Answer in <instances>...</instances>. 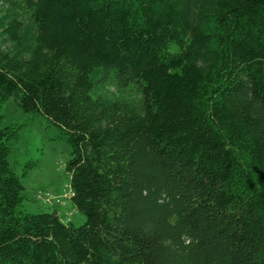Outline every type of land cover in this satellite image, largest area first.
Returning a JSON list of instances; mask_svg holds the SVG:
<instances>
[{
  "label": "trees",
  "instance_id": "1",
  "mask_svg": "<svg viewBox=\"0 0 264 264\" xmlns=\"http://www.w3.org/2000/svg\"><path fill=\"white\" fill-rule=\"evenodd\" d=\"M0 5V104L58 128L86 217L20 209L0 126V264H264V0Z\"/></svg>",
  "mask_w": 264,
  "mask_h": 264
},
{
  "label": "rangeland",
  "instance_id": "2",
  "mask_svg": "<svg viewBox=\"0 0 264 264\" xmlns=\"http://www.w3.org/2000/svg\"><path fill=\"white\" fill-rule=\"evenodd\" d=\"M21 19L27 15L18 10ZM16 13L0 5V23ZM1 47H12L9 42H3ZM102 94L106 99H132L138 98L137 93L128 89H119L113 82L106 81L91 92ZM19 125L18 138L10 142L9 162L11 168L20 175L25 187L26 199L20 209L30 213L51 212L56 210L65 221L73 225L83 224L86 217L71 203L69 174L65 166L69 160L70 146L62 138H58L59 130L48 122L41 114L24 111L17 100L10 98L0 104V126ZM29 165L22 175L25 165ZM37 192L51 196V201L37 198Z\"/></svg>",
  "mask_w": 264,
  "mask_h": 264
},
{
  "label": "built area",
  "instance_id": "3",
  "mask_svg": "<svg viewBox=\"0 0 264 264\" xmlns=\"http://www.w3.org/2000/svg\"><path fill=\"white\" fill-rule=\"evenodd\" d=\"M37 198H42L46 201H51V196L49 195H43L41 192H37V195H36Z\"/></svg>",
  "mask_w": 264,
  "mask_h": 264
}]
</instances>
